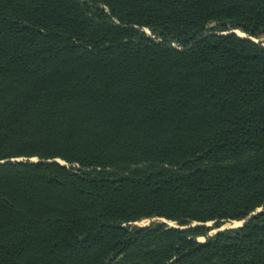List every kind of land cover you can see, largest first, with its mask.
<instances>
[{
  "label": "trees",
  "instance_id": "obj_1",
  "mask_svg": "<svg viewBox=\"0 0 264 264\" xmlns=\"http://www.w3.org/2000/svg\"><path fill=\"white\" fill-rule=\"evenodd\" d=\"M0 264H264V0H0Z\"/></svg>",
  "mask_w": 264,
  "mask_h": 264
},
{
  "label": "rangeland",
  "instance_id": "obj_2",
  "mask_svg": "<svg viewBox=\"0 0 264 264\" xmlns=\"http://www.w3.org/2000/svg\"><path fill=\"white\" fill-rule=\"evenodd\" d=\"M145 31L147 32V34H151L149 30L145 29ZM238 34L240 33V35L242 36H245L243 33L241 32H237ZM261 210V208H260ZM154 221H165V220H162V219H158V218H150V219H144L142 221H139V222H136V225L138 226H145V225H148L150 224L151 222H154ZM167 223L169 225H175L174 222H170V221H167ZM242 224V221H230V222H225L223 223L220 227L218 228H212L210 231H209V234L212 235L214 233H216L217 231H220V230H223V229H227V228H235V227H238V226H241ZM206 225L208 226H212L213 225V222H209L207 223ZM201 241L205 240L204 237H201L200 238Z\"/></svg>",
  "mask_w": 264,
  "mask_h": 264
},
{
  "label": "water",
  "instance_id": "obj_3",
  "mask_svg": "<svg viewBox=\"0 0 264 264\" xmlns=\"http://www.w3.org/2000/svg\"><path fill=\"white\" fill-rule=\"evenodd\" d=\"M259 211H260V208H259L256 212H259ZM256 212H255V213H256ZM255 213H252L247 219L243 220L241 226H242V225H243L248 219H250L251 216H252L253 214H255Z\"/></svg>",
  "mask_w": 264,
  "mask_h": 264
},
{
  "label": "bare ground",
  "instance_id": "obj_4",
  "mask_svg": "<svg viewBox=\"0 0 264 264\" xmlns=\"http://www.w3.org/2000/svg\"><path fill=\"white\" fill-rule=\"evenodd\" d=\"M241 222V221H240Z\"/></svg>",
  "mask_w": 264,
  "mask_h": 264
}]
</instances>
